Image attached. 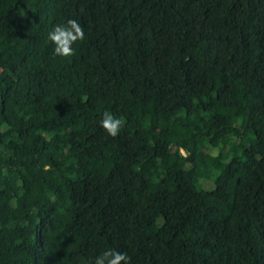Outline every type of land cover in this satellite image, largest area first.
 Instances as JSON below:
<instances>
[{
	"label": "trees",
	"instance_id": "1",
	"mask_svg": "<svg viewBox=\"0 0 264 264\" xmlns=\"http://www.w3.org/2000/svg\"><path fill=\"white\" fill-rule=\"evenodd\" d=\"M109 247L264 264V0H0V264Z\"/></svg>",
	"mask_w": 264,
	"mask_h": 264
},
{
	"label": "clouds",
	"instance_id": "2",
	"mask_svg": "<svg viewBox=\"0 0 264 264\" xmlns=\"http://www.w3.org/2000/svg\"><path fill=\"white\" fill-rule=\"evenodd\" d=\"M47 38L54 45L53 51L56 56L71 57L76 51L74 45L85 38V30L78 20L68 19L64 24H56ZM99 124L109 136L116 137L124 125V119L105 111ZM130 262L131 257L127 252L109 247L92 258L89 264H130Z\"/></svg>",
	"mask_w": 264,
	"mask_h": 264
},
{
	"label": "rangeland",
	"instance_id": "3",
	"mask_svg": "<svg viewBox=\"0 0 264 264\" xmlns=\"http://www.w3.org/2000/svg\"><path fill=\"white\" fill-rule=\"evenodd\" d=\"M210 152V150L207 151V153ZM212 186H214V183L212 184Z\"/></svg>",
	"mask_w": 264,
	"mask_h": 264
}]
</instances>
